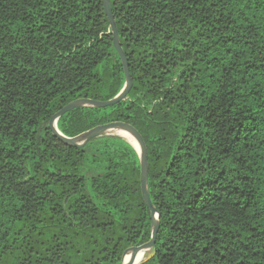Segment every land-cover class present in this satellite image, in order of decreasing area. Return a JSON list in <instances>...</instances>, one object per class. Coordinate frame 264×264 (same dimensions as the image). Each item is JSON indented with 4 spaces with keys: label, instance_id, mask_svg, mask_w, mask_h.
I'll return each instance as SVG.
<instances>
[{
    "label": "trees",
    "instance_id": "obj_1",
    "mask_svg": "<svg viewBox=\"0 0 264 264\" xmlns=\"http://www.w3.org/2000/svg\"><path fill=\"white\" fill-rule=\"evenodd\" d=\"M133 87L67 137L134 129L160 213L142 264H264V0H110ZM103 0H0V264H122L152 240L137 150L50 123L125 87Z\"/></svg>",
    "mask_w": 264,
    "mask_h": 264
},
{
    "label": "water",
    "instance_id": "obj_2",
    "mask_svg": "<svg viewBox=\"0 0 264 264\" xmlns=\"http://www.w3.org/2000/svg\"><path fill=\"white\" fill-rule=\"evenodd\" d=\"M103 2H104L106 15L112 27L114 47L119 53L121 60L123 62V65H124V71H125V77H126L125 87L115 98H113L112 100L106 101V102L91 101V100L83 99V100H77V101H74L68 104L61 111L55 114V116H53L51 123H50V128L53 131V134L57 138H59L62 142H64L66 145L71 146V147H75V148L82 147L88 144L90 141L97 139V138L104 137V136H119L121 138H124L126 141H128V143H130L137 150L140 156V160H141L142 194H143V198H144V201L147 207L152 212V240H151L150 245L144 248L128 250L124 254L122 264H130L131 259L137 258L140 255L143 256V262L150 260L154 257L156 253V238H157V232L159 229V220H160V213L153 206V203L150 197L149 164H148V157H147V149H146V146L143 140L141 139L140 135L134 129H132L129 126L119 124V123H114V124H110L107 126L99 127L91 131L82 133L79 136L73 137V138L63 135L57 127L58 120L62 116H64L66 113L74 109L83 108V107L106 108V107L116 105L126 100L133 87V79L130 74L128 59L120 43L119 32H118V29H117V26L115 24V20L113 17L111 2L110 0H103ZM125 134L132 137L135 140L137 146L134 145L132 142H130L128 139H126Z\"/></svg>",
    "mask_w": 264,
    "mask_h": 264
},
{
    "label": "bare ground",
    "instance_id": "obj_3",
    "mask_svg": "<svg viewBox=\"0 0 264 264\" xmlns=\"http://www.w3.org/2000/svg\"><path fill=\"white\" fill-rule=\"evenodd\" d=\"M125 136H126L125 137L126 139H128L130 142H132L134 145H136V142H135V140L132 137H130V136L126 135V134H125ZM142 262H143V256L140 255L137 258L131 259L130 264H141Z\"/></svg>",
    "mask_w": 264,
    "mask_h": 264
}]
</instances>
